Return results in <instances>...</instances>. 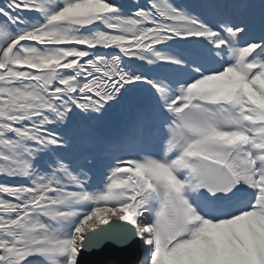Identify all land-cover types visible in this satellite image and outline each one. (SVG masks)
Returning <instances> with one entry per match:
<instances>
[{"label": "snow or ice", "instance_id": "snow-or-ice-1", "mask_svg": "<svg viewBox=\"0 0 264 264\" xmlns=\"http://www.w3.org/2000/svg\"><path fill=\"white\" fill-rule=\"evenodd\" d=\"M108 245L264 264V0H0V264Z\"/></svg>", "mask_w": 264, "mask_h": 264}, {"label": "water", "instance_id": "water-1", "mask_svg": "<svg viewBox=\"0 0 264 264\" xmlns=\"http://www.w3.org/2000/svg\"><path fill=\"white\" fill-rule=\"evenodd\" d=\"M142 253L138 248L120 249L108 245L99 251L84 252L81 264H136Z\"/></svg>", "mask_w": 264, "mask_h": 264}, {"label": "bare ground", "instance_id": "bare-ground-1", "mask_svg": "<svg viewBox=\"0 0 264 264\" xmlns=\"http://www.w3.org/2000/svg\"><path fill=\"white\" fill-rule=\"evenodd\" d=\"M128 4H131L133 0H126ZM257 3H259V0H256ZM118 111H116V108L111 110L102 120V122L99 125V131L105 135L108 132L109 128L114 127L118 122Z\"/></svg>", "mask_w": 264, "mask_h": 264}]
</instances>
